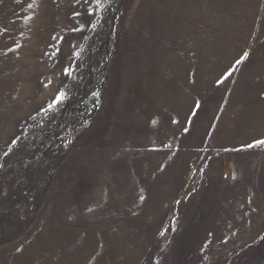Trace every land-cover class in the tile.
<instances>
[{"label": "rangeland", "instance_id": "obj_1", "mask_svg": "<svg viewBox=\"0 0 264 264\" xmlns=\"http://www.w3.org/2000/svg\"><path fill=\"white\" fill-rule=\"evenodd\" d=\"M184 7L0 0V264H264V0Z\"/></svg>", "mask_w": 264, "mask_h": 264}, {"label": "bare ground", "instance_id": "obj_2", "mask_svg": "<svg viewBox=\"0 0 264 264\" xmlns=\"http://www.w3.org/2000/svg\"><path fill=\"white\" fill-rule=\"evenodd\" d=\"M181 4L182 6L185 5L188 7V4H189V0H181ZM246 4H249L248 2L245 3L244 6H247ZM187 7H184V9H186ZM183 9H181L182 11ZM189 10H187L185 12V10H183V18L187 19L189 16L188 14ZM187 22V21H186ZM183 36V34H182ZM172 58H173V61L176 63H178V60H176V55H172ZM231 58L229 60H227L225 63L222 62L223 64V68H226L228 67V64L230 62ZM228 62V63H227ZM180 66H182L184 69H189L190 68V65L188 64L187 60L184 61L183 64H180L178 63ZM260 81H264V79H261ZM256 90V89H255ZM168 91V90H167ZM248 92V91H247ZM259 95L257 96H254L253 97V102L254 104L251 105V106H255L257 107V111H258V115H259V119H260V122H261V125L264 123L263 120H264V88H261L259 89V92H258ZM235 96V95H234ZM248 98V97H246ZM254 107V108H255ZM245 112V111H244ZM219 116H218V119H219V122L223 125H229L232 127V130H236V125L237 124H240V120L237 118V112H235V107H234V104H232V108L230 109V105H221L220 106V109H219ZM250 114V113H249ZM244 121V120H243ZM247 122L251 123L252 121L251 120H247ZM259 123V122H258ZM247 125V124H246ZM251 126V125H250ZM217 134V131L215 132ZM215 134V135H216ZM245 134V133H244ZM218 135V134H217ZM216 135V136H217ZM250 136V134H249ZM254 137V136H253ZM251 137H247V139H249Z\"/></svg>", "mask_w": 264, "mask_h": 264}, {"label": "trees", "instance_id": "obj_3", "mask_svg": "<svg viewBox=\"0 0 264 264\" xmlns=\"http://www.w3.org/2000/svg\"><path fill=\"white\" fill-rule=\"evenodd\" d=\"M110 36H107V38H106V41L107 42H109L110 41ZM105 78L106 77H104L101 81H99L98 82V84H97V91H96V93L94 94V96H93V102L94 103H97L98 101H99V95H100V93H101V91L103 90V87H104V85H105Z\"/></svg>", "mask_w": 264, "mask_h": 264}, {"label": "snow or ice", "instance_id": "obj_4", "mask_svg": "<svg viewBox=\"0 0 264 264\" xmlns=\"http://www.w3.org/2000/svg\"><path fill=\"white\" fill-rule=\"evenodd\" d=\"M245 55H247V54H245ZM237 63L239 64L240 61L238 60ZM259 143H264V141H259ZM248 146L251 147V145H248ZM5 155H7V153H5Z\"/></svg>", "mask_w": 264, "mask_h": 264}]
</instances>
